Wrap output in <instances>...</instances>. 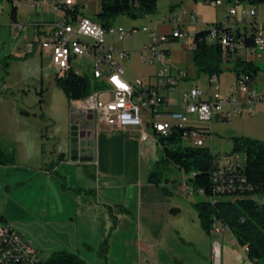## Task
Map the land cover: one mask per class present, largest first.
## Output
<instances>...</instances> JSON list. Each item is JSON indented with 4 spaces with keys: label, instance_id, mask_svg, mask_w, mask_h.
Here are the masks:
<instances>
[{
    "label": "rangeland",
    "instance_id": "1",
    "mask_svg": "<svg viewBox=\"0 0 264 264\" xmlns=\"http://www.w3.org/2000/svg\"><path fill=\"white\" fill-rule=\"evenodd\" d=\"M81 1L88 5L82 11L96 18L101 0ZM235 5L257 10V15L246 21L237 16L242 29H252L253 20L260 25L264 22L263 0H240L239 4L236 0L221 4L215 0H158L155 12L137 17L119 14L113 23L125 28L147 25L151 31L170 34L171 25L161 23L164 16L182 8L196 12L198 22L191 23L190 15H185L182 28L186 35L169 42L173 70L183 68L188 72L169 94L170 102L178 104L183 92L193 86L210 89V75L199 73L192 59L193 32L226 19ZM59 17L50 4L36 7L29 0H19L13 6L12 0H0V143L15 158L14 164H0V212L7 221L38 250L41 264H47L59 250L77 253L88 264H213L216 240L224 245L222 264H254L231 230L210 233L202 225L196 205L201 194L185 191L190 174L166 159L158 141L150 139V152L140 158L139 137L123 134L124 145L119 141L107 150L112 157L103 163L102 156L101 169L98 163L72 159V110L76 105L58 79L51 56L40 51L26 55L25 47L35 38L34 23ZM15 23L23 25L19 34L11 30ZM231 25L236 27L235 23ZM149 41V33L144 31L124 40V48L131 55L122 64L131 81L141 77L146 83H155L162 68L150 58L143 60L141 50ZM240 53L245 57L244 51ZM255 61L260 72L250 89L264 91V53ZM71 63L75 71L90 76L89 54ZM231 65L224 63V67ZM234 80L233 70L220 75L223 89ZM198 123L209 126L205 146L215 164L221 168L237 166L245 162L241 146L244 139L264 140V102L255 105L253 115H233L229 119L214 116ZM179 144H192V139L184 137ZM149 182L159 187L153 192L157 202L151 209L140 206V200L148 201V193L139 198L140 186H150ZM81 190L82 195H78L76 191ZM77 195H81L78 200ZM104 199L114 202L106 204ZM73 205V227L79 233L78 238L74 233L70 239L72 226H65L64 215L73 211Z\"/></svg>",
    "mask_w": 264,
    "mask_h": 264
},
{
    "label": "built area",
    "instance_id": "2",
    "mask_svg": "<svg viewBox=\"0 0 264 264\" xmlns=\"http://www.w3.org/2000/svg\"><path fill=\"white\" fill-rule=\"evenodd\" d=\"M32 5L41 7L50 4L60 16L53 20H41L35 25V38L26 44V55L37 51L51 56L52 64L58 77H64L73 69L72 60L78 56L89 54L91 77L99 82L100 87L94 88L83 99H77L82 111L93 110L98 121H104L116 127H138L141 137H150L148 129L154 131V136H169L174 131L181 133L182 138L191 137L192 144L204 146L207 140L209 126H200L198 122L211 120L214 116L229 119L233 115H253L255 105L264 102V91L250 86L256 83L248 82L246 75L235 79L226 89L220 83V76H210V89L196 85L183 92L181 102L176 104L181 108H172L169 94L177 89L180 81L188 77L186 69L173 70L170 63V38H180L186 35L182 24L184 16L189 14L191 23H197L196 12L186 9L174 11L166 15L161 23L171 25L172 33L151 31L147 25L125 28L115 23H104L102 19L92 18L82 11L88 5L81 0H29ZM217 4L223 0H215ZM209 2V0L207 1ZM13 6L19 0H12ZM239 4V3H237ZM257 10L252 6H232L221 26L213 23V40L219 36L224 48L244 51L245 56L253 58L264 53V22H255L254 45L247 46L243 38H236L234 32L228 30L232 23L255 17ZM22 24L12 25V32L19 34ZM248 34H252L248 29ZM144 31L149 33L150 41L142 48L143 60L155 61L162 68L156 74L155 83H146L141 77L133 81L125 76L122 61L130 58L131 51L118 47L112 38L124 41ZM195 32H193L194 36ZM211 41V40H210ZM196 45L193 44V48ZM1 49V45H0ZM237 53V52H235ZM78 72V71H77ZM79 73V72H78ZM105 96L106 100H104ZM175 105V104H173ZM212 178L215 190L226 192L235 189V183L225 167L214 170ZM185 191L193 194V185L184 184ZM204 189V195H205ZM211 229L213 232L230 230L229 226L215 219ZM247 251V246H244ZM43 261L38 250L22 238L19 231L9 222H0V264H41Z\"/></svg>",
    "mask_w": 264,
    "mask_h": 264
},
{
    "label": "trees",
    "instance_id": "3",
    "mask_svg": "<svg viewBox=\"0 0 264 264\" xmlns=\"http://www.w3.org/2000/svg\"><path fill=\"white\" fill-rule=\"evenodd\" d=\"M158 0H101V8L96 18L104 23H112L119 14L127 13L133 17L153 13L157 9ZM208 1V0H206ZM210 1V0H209ZM224 1V0H223ZM233 1V0H225ZM237 3L240 0H236ZM254 1V0H251ZM264 1V0H263ZM236 22V27H229L236 38H243L247 46L254 45L255 22L252 21V34H248V27L242 29ZM221 26V21L214 22ZM210 27L197 29L193 36L192 59L197 71L221 75L230 69L235 73V79L243 75L248 82L257 83L260 66L255 59L244 57L235 49L224 48L219 36L209 40ZM176 38H170L173 40ZM237 52V53H235ZM224 63H232L224 67ZM72 99H83L94 88L100 87L91 75L85 76L74 69L69 70L64 77H58ZM209 129V127H207ZM209 133V131H208ZM182 135L177 130L169 136H158L157 141L162 146L167 160L175 163L188 172L187 183L197 188L205 189V195L196 202L202 225L210 232L215 219L229 226L238 242L247 246V255L254 264H264V140L244 139L242 147L245 150V162L237 166L225 167L235 183V189L221 192L215 190L212 178L214 170L220 168L215 164L214 156L207 146L193 144L181 145ZM14 154L4 150L0 143V164H14ZM80 190V189H78ZM0 222H8L0 212ZM47 264H88L77 253L67 250L54 252L47 260Z\"/></svg>",
    "mask_w": 264,
    "mask_h": 264
},
{
    "label": "crops",
    "instance_id": "4",
    "mask_svg": "<svg viewBox=\"0 0 264 264\" xmlns=\"http://www.w3.org/2000/svg\"><path fill=\"white\" fill-rule=\"evenodd\" d=\"M33 40V39H32ZM112 41L115 42V44L118 46V47H125V43L124 41H117L115 38H112ZM44 53V52H43ZM228 87V86H227ZM226 87V88H227ZM225 88V89H226ZM74 103H75V110H72L73 113H72V119L76 116L77 112H82V107L81 105L79 104V102L76 100V99H73ZM172 108H181V106L179 105H173L172 104ZM126 133H130V134H136L137 137H139V142H140V147H139V154H140V158H144V156L147 155L148 152H150L147 144H148V141L151 139H153L152 141L154 143L157 142V138H155L154 136V131H150V129H148V133L150 134V137L147 139V140H143L142 137H141V130L140 128L138 127H132V126H127V127H116V126H111L109 124H107L106 122L104 121H99L96 119V122H95V127H94V136H93V139H92V148H91V152L85 156L83 154L79 155L78 159H73L75 162H80V161H85L86 163H89V164H92V163H95L98 165L99 169H101V166L104 162H106L107 158L109 157H112L111 155H108L106 152L107 150H109L110 148H115L114 145L117 144V142L119 141H122L120 143L121 146L124 145V142L122 140V135L123 134H126ZM97 156H98V159H97ZM102 156L103 157V163H101L102 161ZM110 159V158H109ZM149 162H151V159H149ZM150 184V182H149ZM157 185V186H156ZM154 185L153 183L150 184V186H146L144 187L143 185L140 186L139 188V198L142 199V196L144 193H148L147 195V199L148 201H141L140 200V206H146L147 209H151L153 208L154 206V203H156L157 201L154 199V195H153V192L156 191L159 187H158V184ZM154 187V188H152ZM146 188V189H144ZM76 193L79 195L83 193V190L81 191H76ZM77 195V200L81 197V195L78 197ZM153 195V196H152ZM105 198V197H104ZM75 199V198H74ZM106 201V204H112L113 202L112 201H108L106 199H104ZM144 203V205H143ZM78 205V204H77ZM67 208L64 207V209ZM74 208V209H73ZM73 211H68L67 214L64 215V224L65 226H72V234H70V239L74 236V233L76 234L77 238H78V233L79 231L76 229V231L74 230V227L73 225H75V218L74 215V211H75V206L73 205ZM90 209H94V207L92 205H90L89 207ZM140 213H141V216H142V210H140ZM71 214V215H70ZM73 214V215H72ZM9 222V221H8ZM11 225L12 223L9 222ZM212 229L210 228V233H212ZM87 246L89 248H91V245L90 244H87ZM221 247H222V258H223V253H224V245L221 244Z\"/></svg>",
    "mask_w": 264,
    "mask_h": 264
},
{
    "label": "water",
    "instance_id": "5",
    "mask_svg": "<svg viewBox=\"0 0 264 264\" xmlns=\"http://www.w3.org/2000/svg\"><path fill=\"white\" fill-rule=\"evenodd\" d=\"M82 113H84V111L77 112L76 116L72 119L71 154L73 159H78L79 155L83 154L87 147L91 145H89L87 139L92 137L88 129H91V122H89V119L92 121L93 118L89 116L88 121L84 122ZM213 264H222V247L217 240L214 242Z\"/></svg>",
    "mask_w": 264,
    "mask_h": 264
},
{
    "label": "flooded vegetation",
    "instance_id": "6",
    "mask_svg": "<svg viewBox=\"0 0 264 264\" xmlns=\"http://www.w3.org/2000/svg\"><path fill=\"white\" fill-rule=\"evenodd\" d=\"M82 115H83V120H84V122H86V121H88V117L89 116H92V121L89 119V122H91V129H88L90 132H91V136L92 137H89L88 139H87V142L89 143V147H87V149L84 151V155L85 156H87L92 150H91V148H92V139H93V136H94V127H95V122H96V114H95V111H93V110H88V111H84V113H82Z\"/></svg>",
    "mask_w": 264,
    "mask_h": 264
},
{
    "label": "bare ground",
    "instance_id": "7",
    "mask_svg": "<svg viewBox=\"0 0 264 264\" xmlns=\"http://www.w3.org/2000/svg\"><path fill=\"white\" fill-rule=\"evenodd\" d=\"M208 38H209V40H213V27L212 26L210 27V32H209V37ZM195 192H198L201 195H204V189L197 188V187L193 186V193H195Z\"/></svg>",
    "mask_w": 264,
    "mask_h": 264
}]
</instances>
